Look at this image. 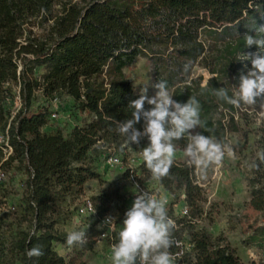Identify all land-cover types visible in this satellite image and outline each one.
<instances>
[{
  "label": "trees",
  "instance_id": "16d2710c",
  "mask_svg": "<svg viewBox=\"0 0 264 264\" xmlns=\"http://www.w3.org/2000/svg\"><path fill=\"white\" fill-rule=\"evenodd\" d=\"M261 17L264 0H0V123L3 134L8 126L9 143L24 162V202L38 228L52 210L54 183L83 184L94 175L83 166L89 151L98 152L99 142L103 148L108 142H126L117 122L131 118L128 105L139 95L123 69L139 56L148 58L156 82L166 81L174 100H198L202 126L197 132L221 143L225 153L234 149L230 134L239 130L245 112L237 116L236 106L215 95L221 87L234 95L231 68L209 66L212 76L206 83L201 76L193 77L192 68L206 58L208 35L229 38L231 57L244 52L245 26L254 19L264 24ZM39 91L47 100H56L60 111L71 99L93 119L75 126L67 138L61 132H44L48 108L33 109ZM17 96L20 105L12 111ZM150 107L145 103L146 110ZM136 127L142 131L143 120ZM144 142L150 143L147 137L140 143ZM175 143L184 148L187 140ZM14 158L0 159V166ZM159 182L170 192L184 191L191 203L201 191L195 166L187 161L173 163ZM248 186L251 206L263 211L264 167L252 171ZM123 219L117 220L118 226ZM176 240L184 242L182 237ZM56 241L63 244L66 238L47 229L40 234L23 232L14 249L23 264H74L53 247ZM188 243L185 257L192 252L193 257L185 260L193 264H245L228 246L213 245L205 233H192ZM37 245L44 255L29 259L26 251ZM177 249L174 242L169 251Z\"/></svg>",
  "mask_w": 264,
  "mask_h": 264
},
{
  "label": "rangeland",
  "instance_id": "374dc122",
  "mask_svg": "<svg viewBox=\"0 0 264 264\" xmlns=\"http://www.w3.org/2000/svg\"><path fill=\"white\" fill-rule=\"evenodd\" d=\"M253 34V33H252ZM206 38V32L202 33ZM206 58L197 61L192 68L193 77L201 76L202 83L212 76L209 66H224L232 70V88L239 85L241 71L251 69L250 61L236 60L229 55L226 42L218 34L207 36ZM255 46L246 48L244 52H255ZM247 64V68L244 65ZM225 67V68H226ZM42 72L44 67L40 69ZM125 76L139 95L141 89L147 87V95L152 97L157 91L151 85L156 83L155 73L147 57L139 56L132 64L124 67ZM172 93V90L169 89ZM13 92L18 93V88L13 86ZM38 99L33 103V109L38 110L47 106L49 115L42 130L48 134L61 132L64 137H69L75 126H84L93 119L90 112L79 110L69 100V107L60 111V104L56 100H47L42 91L37 93ZM20 105L18 96L10 108L14 111ZM236 115H242L240 128L230 134V144L234 149L232 155L225 153L219 165H210L201 170L195 167L196 183L201 186V191L196 195L193 203L189 202L184 191L173 190L170 192L160 184L143 161L141 152L149 143H116L108 142L105 147L98 143V152L89 151L83 166L89 167L94 175L78 185L76 183L60 185L54 183L51 187L53 207L48 214V219L38 222L31 212H28L24 202L25 184L27 173L24 162L16 152L15 156L3 167L0 166V264H23L19 252L14 249L16 240L23 232L40 234L45 229L66 238L71 231H85V243L80 245L62 247L58 241L53 247L65 255L67 262L74 264H112L110 246L106 240H100V229L93 222L79 224L75 220L77 207L86 199L95 201L98 208L114 216L116 221L125 218L129 210V197L136 190V183L146 185L151 190L160 192L166 200L167 214L174 221L177 232L172 231L174 241L182 237L183 248L189 246L192 233H205L213 245L228 246L236 252L245 264H264V210H256L250 204L251 188L248 186V177L254 169L264 167V108L257 105L241 103L236 107ZM57 114L53 116V114ZM0 123V135L2 132ZM8 126L6 127L7 130ZM119 151L127 162L133 166L134 173L124 167L108 166L104 162L101 152ZM228 150V149H227ZM8 149L0 137V159L8 158ZM1 161V162H2ZM184 148L176 146L174 163L186 162ZM1 164V163H0ZM66 190L65 188H68ZM187 208V213L182 211ZM102 212V213H103ZM124 220V219H123ZM123 220L118 228L123 227ZM117 239L119 240V232ZM170 250V249H169ZM168 250V251H169ZM193 257V252L185 257Z\"/></svg>",
  "mask_w": 264,
  "mask_h": 264
},
{
  "label": "clouds",
  "instance_id": "9594fccd",
  "mask_svg": "<svg viewBox=\"0 0 264 264\" xmlns=\"http://www.w3.org/2000/svg\"><path fill=\"white\" fill-rule=\"evenodd\" d=\"M245 27L248 32L244 35V46H255L257 50L241 52L236 60L250 61L251 69L246 73L241 71L233 96L230 97L223 87L216 89L215 95L236 107L241 103H259L264 108V24H257L254 19ZM151 86L157 90L155 95L149 97L147 87L141 89L139 98L128 105L132 109L131 118L118 121L117 131L126 137V143L130 145H139L147 137L150 143L142 149L141 156L152 177L159 180L169 175L176 155L175 142L182 139L187 140L184 155L189 166L204 170L210 165H219L225 156L224 147L212 137L196 131L202 126L198 100L190 97L186 103L177 102L164 80H158ZM145 103L151 106L147 110ZM141 120L142 131L136 127ZM232 154V150L228 149V155ZM261 158L264 159V156ZM111 219V216L106 217L103 223H110ZM174 227V221L167 214L166 201L141 192L125 213L119 240L112 246V264H173L168 250L175 242L172 237ZM85 238V231H71L66 237V244L69 247L82 245ZM43 255L40 245L26 251L29 259Z\"/></svg>",
  "mask_w": 264,
  "mask_h": 264
},
{
  "label": "built area",
  "instance_id": "2783aa9c",
  "mask_svg": "<svg viewBox=\"0 0 264 264\" xmlns=\"http://www.w3.org/2000/svg\"><path fill=\"white\" fill-rule=\"evenodd\" d=\"M57 114H53V116H56ZM8 130V128H7ZM6 130V133L3 135H0L2 138L6 148L9 150L8 151V156L12 153L13 148L9 143V136H8V131ZM104 162L108 166H120L126 168L131 172V174L134 173L133 166L130 162H127L120 153H115V152H107L106 155H104ZM2 182V178L0 176V183ZM141 192H147L149 194L155 195L157 198L163 199L162 194L160 192H156L154 190H151L148 188L146 185H141L136 183V190L135 192L129 197L128 203H129V209L131 208L135 198L137 195H139ZM164 200V199H163ZM166 201V200H165ZM183 213H187V208L182 211ZM111 216L112 219L110 223L104 224L103 222L105 221L106 217ZM75 220L79 222V224L85 223V222H90L93 221L95 222L99 229H100V234H99V239L100 240H106L110 246V250L112 251V246L113 244L118 242L117 236L118 232L121 230L118 228V223L116 219L114 218L113 215H111L108 212H100L98 206L96 205L95 201L91 198H86L76 209V216ZM176 245L179 247L175 252H170L171 256L173 257V264H193L191 262H188L185 260V252L186 249L189 250L191 247V244L189 243V246L186 248H183L182 245L183 242L179 240H175ZM62 247L64 249L68 248L66 243L62 244ZM63 256H65L63 254Z\"/></svg>",
  "mask_w": 264,
  "mask_h": 264
},
{
  "label": "crops",
  "instance_id": "0c3cea01",
  "mask_svg": "<svg viewBox=\"0 0 264 264\" xmlns=\"http://www.w3.org/2000/svg\"><path fill=\"white\" fill-rule=\"evenodd\" d=\"M68 249V248H67ZM65 250V249H64Z\"/></svg>",
  "mask_w": 264,
  "mask_h": 264
}]
</instances>
